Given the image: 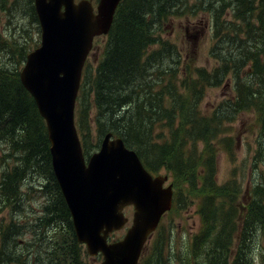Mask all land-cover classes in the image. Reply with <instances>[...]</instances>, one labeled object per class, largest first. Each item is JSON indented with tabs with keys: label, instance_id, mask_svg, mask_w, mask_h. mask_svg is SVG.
I'll return each mask as SVG.
<instances>
[{
	"label": "trees",
	"instance_id": "trees-1",
	"mask_svg": "<svg viewBox=\"0 0 264 264\" xmlns=\"http://www.w3.org/2000/svg\"><path fill=\"white\" fill-rule=\"evenodd\" d=\"M188 1H120L110 30L103 36L101 56L95 63L87 61L82 73L75 109L78 134L86 156L110 131L147 168L170 172L173 186L182 180L191 190L198 189L194 194L200 231L177 255L179 263L264 264V174L256 173L248 187L236 177L218 183L214 161L220 147L233 149V137L220 135L227 134L225 122L238 113L255 112L259 131L264 132V0H194L191 5ZM226 8L245 21L247 38L239 43L241 57L216 55L219 61L210 73L181 63L176 45L156 35L155 30L168 17L198 9L210 12L215 36L222 33L216 12ZM158 42L159 47L149 52ZM15 50L17 47L9 49L11 53ZM18 51L20 57L22 52V57L26 54L24 47ZM165 61L168 65L164 67ZM244 63L249 77L240 75ZM4 69L0 67V144H7L0 149V161H4L0 162V211L9 209L12 218L0 224V264H83V245L75 238L69 210L52 172L45 121L22 86L18 70ZM231 70L234 100L222 102L216 112L206 116L199 107L204 91L221 84ZM182 71L183 78L179 77ZM159 124L167 127L169 139L162 132L154 135ZM261 151L259 142L255 158ZM28 175L37 180L44 201L33 219L27 215L15 219L13 213L22 210L21 187ZM42 176L45 182L40 184ZM178 193L176 190V203ZM26 233L29 240L17 236ZM159 251L161 247L153 245L141 264L160 260Z\"/></svg>",
	"mask_w": 264,
	"mask_h": 264
},
{
	"label": "water",
	"instance_id": "water-1",
	"mask_svg": "<svg viewBox=\"0 0 264 264\" xmlns=\"http://www.w3.org/2000/svg\"><path fill=\"white\" fill-rule=\"evenodd\" d=\"M40 43L19 71L22 86L44 119L51 166L71 215L74 233L100 264H137L142 247L160 216L170 208L166 176L152 177L121 137L107 132L85 161L74 110L81 75L96 36L107 34L121 0H33ZM126 205H133L131 225L108 243L110 232L124 226Z\"/></svg>",
	"mask_w": 264,
	"mask_h": 264
},
{
	"label": "rangeland",
	"instance_id": "rangeland-1",
	"mask_svg": "<svg viewBox=\"0 0 264 264\" xmlns=\"http://www.w3.org/2000/svg\"><path fill=\"white\" fill-rule=\"evenodd\" d=\"M90 1L94 4L97 2V0ZM33 2V0H0V67L5 68L4 70L16 71L17 69L20 71L23 57L39 45L40 29ZM193 3L194 0L188 1L189 5ZM221 4L223 3L221 2ZM220 11L218 9L216 14L218 13V25L222 33L215 36L210 12L198 9H193L179 16L168 17L159 26L158 30H155L156 35L159 36L161 41H169L176 45L181 53V63L188 64L190 67H201L210 73L218 64L219 58L216 55L226 56L232 54L231 59L237 56L241 57L240 52L242 49H240L239 43L240 40L247 38L245 21L235 18L230 8H226L223 13H220ZM221 38L225 39L221 40ZM104 42L105 37L103 36L95 41L92 50L89 52L88 61L96 62L98 57L101 56ZM16 47L17 50L14 53L9 51L10 48ZM19 47H24V51H26L23 57V52L21 57L19 55ZM158 47L159 42L150 46L148 51L150 52ZM167 63V61L164 62V67ZM239 71L241 77H249L248 64L244 63ZM232 74L231 70L230 73L224 76L221 84L206 88L199 106L203 114L206 116L212 115L222 102L234 100L236 90ZM191 75H195V73ZM191 75L188 74L187 77ZM183 76L184 72L182 71L179 77L183 78ZM252 82L254 83L255 79ZM182 92L184 95L187 94V90H182ZM256 119L255 112L244 111L238 113L231 122H225L228 131L227 134L220 135V137L231 135L234 146L230 151L220 147L215 153V178L218 183L236 177L243 186L248 187L256 173L264 174V132L259 131L260 126L256 124ZM176 122H178V119H176ZM160 132H162L165 140L169 139V130L166 126L156 125L154 135L156 136L155 133ZM92 133L94 135V131ZM259 142L262 143L261 156L255 158V151L259 148ZM6 144V142L1 144L0 149H5ZM202 145L201 142L198 143L200 149L203 147ZM98 148L99 146L93 148L90 153ZM0 162L4 163L3 159ZM201 168H197V170L202 171ZM157 172L162 176H166L167 182H171L172 174L170 172L164 168H160ZM39 182L42 184L45 182V178L40 177ZM37 186L39 187L37 180L28 175L21 187L24 193L23 202L21 203L22 210L19 214L18 211L13 213V218L17 219L27 215L29 219H33L39 213L44 197ZM173 188L179 192L176 207L171 208L163 216L159 229L152 232L145 241L138 264H141L143 257V260L148 257L153 249V243L155 246L161 247V252L159 251L160 260L154 264H183L178 262L177 255L182 254L189 247L192 236L200 231L201 217L198 210V197L194 194L198 189L191 190L189 183L182 180H179ZM124 213L128 216L126 224L128 226L132 221V207H127ZM10 217L12 218V213L9 209L0 211V224L2 222L8 223ZM124 231L125 229L118 231L119 233L117 232L114 238L121 236ZM160 234L161 239L157 243L156 240ZM17 236L23 240L31 238L27 233ZM164 255L166 262H164ZM81 258L83 264H100L102 260L100 255H89L85 246H82Z\"/></svg>",
	"mask_w": 264,
	"mask_h": 264
},
{
	"label": "flooded vegetation",
	"instance_id": "flooded-vegetation-1",
	"mask_svg": "<svg viewBox=\"0 0 264 264\" xmlns=\"http://www.w3.org/2000/svg\"><path fill=\"white\" fill-rule=\"evenodd\" d=\"M161 223H162V220H160V222H159L158 227L156 228V230L159 228V226L161 225ZM108 238H109V240H112L114 238V235L113 234H109L108 235Z\"/></svg>",
	"mask_w": 264,
	"mask_h": 264
}]
</instances>
